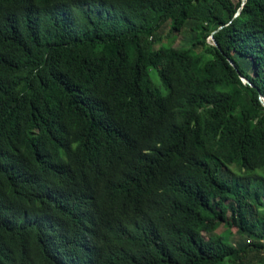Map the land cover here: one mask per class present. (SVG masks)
<instances>
[{"label": "trees", "instance_id": "trees-1", "mask_svg": "<svg viewBox=\"0 0 264 264\" xmlns=\"http://www.w3.org/2000/svg\"><path fill=\"white\" fill-rule=\"evenodd\" d=\"M261 100L264 0H0V264H264Z\"/></svg>", "mask_w": 264, "mask_h": 264}, {"label": "rangeland", "instance_id": "rangeland-1", "mask_svg": "<svg viewBox=\"0 0 264 264\" xmlns=\"http://www.w3.org/2000/svg\"><path fill=\"white\" fill-rule=\"evenodd\" d=\"M234 1V0H233ZM158 35L160 37L159 41L157 43H155L153 46L156 47L158 50H160V45L159 43H166L168 40H170L171 38L174 37L173 40V45L175 46H179V47H187L188 48V52L189 54L192 56H196L200 53L199 49H193L190 46L191 43V36H192V32L189 30L188 28V22L185 23V25L181 28V30L178 33L175 32H169L168 31V23L165 22L161 28L158 31ZM210 41V39H209ZM153 74H151V77L153 80H155V77L152 76ZM210 226L212 225V221L209 224ZM234 227H230V232H231V237H229V239L231 241H235L236 236L234 235ZM224 230V225L223 224H217L214 227V232H222ZM224 264H228V261H224Z\"/></svg>", "mask_w": 264, "mask_h": 264}, {"label": "water", "instance_id": "water-1", "mask_svg": "<svg viewBox=\"0 0 264 264\" xmlns=\"http://www.w3.org/2000/svg\"><path fill=\"white\" fill-rule=\"evenodd\" d=\"M243 1L244 0H241V3H243ZM238 11V10H237ZM210 38H212L211 36H210ZM212 44H215L216 45V43H215V41L212 39ZM229 61V63L233 66V64H232V62L230 61V60H228ZM240 78H241V80H243L244 82H247V79H245V78H243L242 76H240ZM261 103L264 105V102L261 100Z\"/></svg>", "mask_w": 264, "mask_h": 264}]
</instances>
